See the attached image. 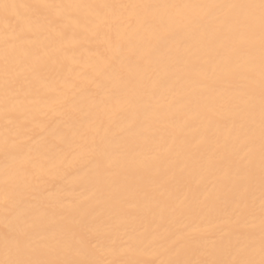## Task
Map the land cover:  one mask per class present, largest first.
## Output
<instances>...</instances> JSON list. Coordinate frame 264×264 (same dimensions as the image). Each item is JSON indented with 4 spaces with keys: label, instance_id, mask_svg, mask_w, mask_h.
<instances>
[{
    "label": "bare ground",
    "instance_id": "bare-ground-1",
    "mask_svg": "<svg viewBox=\"0 0 264 264\" xmlns=\"http://www.w3.org/2000/svg\"><path fill=\"white\" fill-rule=\"evenodd\" d=\"M6 3L19 0H3ZM68 4H230L259 0H47ZM131 10L64 7L42 12L17 36L0 9V192L13 187L18 216L35 224L19 255L5 236L0 260L124 258L231 260L251 243L260 259L259 11L255 43L230 50L215 17L231 10L137 9L172 15L167 34L119 21ZM212 14H209V13ZM15 25V11H7ZM112 22L100 30L99 17ZM186 17H206L197 28ZM18 31V30H17ZM247 36L237 27L235 35ZM11 62L5 103L4 56ZM11 118L26 131L6 148ZM15 157V159L13 158ZM32 161L20 174L21 160ZM246 186L245 192L240 186ZM244 200L249 231L233 216ZM91 240L97 247L91 248ZM115 249V253L110 251Z\"/></svg>",
    "mask_w": 264,
    "mask_h": 264
},
{
    "label": "snow or ice",
    "instance_id": "snow-or-ice-1",
    "mask_svg": "<svg viewBox=\"0 0 264 264\" xmlns=\"http://www.w3.org/2000/svg\"><path fill=\"white\" fill-rule=\"evenodd\" d=\"M64 7L68 9H121V10H131L129 15L126 17H119V21L127 25L128 28H133V20L136 21L137 25H143L149 30L159 31L162 34H167L170 27L175 23V19L172 15L167 16H156L149 18L147 16L140 17L136 16L137 9H152V8H166V9H180V8H199L207 10H224L228 9L235 13L234 16L229 17L225 15L223 18L215 17L218 20L220 27L223 29L226 37L233 38L234 44L231 48L232 53H236L239 48L245 44L252 45L255 43V23L254 17L250 15H244L245 10H256L259 11V77H260V94H261V142L262 147H264V0H259V3H230V4H164V5H147L140 3H120V4H68V5H54L47 2V0H19V2L6 3L0 0V9L5 10V17L3 23L6 28H13L14 33L17 36H22L29 28L33 19L39 20L41 18V13L52 9ZM11 9L15 11V25L8 19L7 11ZM209 14H212L211 12ZM206 17H186L185 26L197 28L201 26L202 22ZM107 27L109 30L112 27V22L109 17L103 16L99 17V22L97 24L96 35H101L100 30ZM239 27L247 33L244 35H235L236 28ZM18 30V31H17ZM9 53L6 50L4 56V75H5V103H7V98L9 95V86L12 83L10 77L11 67H10ZM26 129L18 124L15 120L9 118L7 120V125L3 133V143L7 148L9 144L15 147V140L18 136H21ZM15 159V157H13ZM32 161L21 160L19 162V167L17 172L23 174L29 166H31ZM241 188L245 192H249L246 186L241 185ZM17 191L11 186H5L2 192H0V203L4 205V211L6 214V219L11 216L14 218V222L10 224V230L5 236V247L8 249L10 246L14 248L19 255L23 252L28 241L32 238L33 230L35 229V224L27 216H18L17 209L19 207L16 196ZM253 215L251 207L249 204L245 203L243 199L236 204L233 209V216L238 224H242L243 227L248 229L249 237L251 238L252 231L255 225H250L248 223V216ZM259 232H260V259L256 260L254 258V248L251 243L245 246V248H237L236 254L238 258L231 260H179V259H159V260H143V259H133L124 258L126 253H137V252H147L148 249L129 247L126 253L121 254V258L105 260V259H64V260H41V259H25L16 258L10 259L6 258L0 260V264H264V169H262V180H261V198H260V215H259ZM88 245L91 248H96L97 246L91 241H88ZM115 253V249H111Z\"/></svg>",
    "mask_w": 264,
    "mask_h": 264
}]
</instances>
